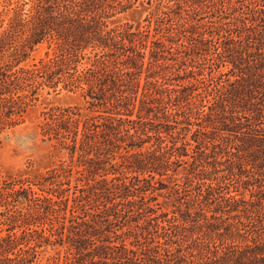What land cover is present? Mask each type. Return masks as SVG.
Returning <instances> with one entry per match:
<instances>
[{
    "label": "trees",
    "instance_id": "16d2710c",
    "mask_svg": "<svg viewBox=\"0 0 264 264\" xmlns=\"http://www.w3.org/2000/svg\"><path fill=\"white\" fill-rule=\"evenodd\" d=\"M127 2L0 0V122L20 123L45 88L80 92L90 105L89 113L78 106L55 107L44 113L40 127L44 137L69 149L72 158L78 155L84 168L76 180L91 188V194L84 195L89 199L129 198L136 196L133 189L145 193L156 188L147 179L142 186L129 185L127 175L157 172L162 176L171 164L182 165L191 144L184 136L190 132L195 135L210 126L231 135L236 132L223 121L216 124L212 106L207 112L202 101L196 103L195 84L190 81L196 79L191 75L194 66L198 75H204L206 68L219 72L226 67L225 74L263 94V115L257 109L252 112L264 120V0H166L145 29L129 24L109 28L107 18L126 8ZM44 43L45 56L28 62ZM250 105H254L251 100ZM194 125L198 128L193 130ZM206 138L193 139L198 157L190 174L204 163L218 170L227 161L228 176L242 175L250 163L264 176V148L247 149V156H238L236 162L230 160L235 155L233 140ZM209 145L211 153L205 152ZM48 173L44 181L66 183L68 188L45 193L39 180L20 181L18 188L11 181L0 186V264H99L102 256L96 247L89 249L95 242L79 233L74 234L80 238L70 234L67 238L76 243L80 258L67 254L61 259L59 254L52 263L40 260V247L64 239L70 200L64 193L71 189L73 167L61 162ZM193 182L188 178L184 184L175 183L174 192L181 196ZM81 197L76 195L74 200ZM224 201L230 206L228 212H239L234 197ZM243 211L248 221L242 228L234 224L225 228L224 247L214 235L203 241L202 264H264V230L255 229L253 211L248 207ZM68 220L76 227L74 216ZM217 230L214 225L213 234ZM238 238L246 242L242 250L235 248ZM250 238L254 247L248 243ZM97 255L99 260L94 259Z\"/></svg>",
    "mask_w": 264,
    "mask_h": 264
},
{
    "label": "rangeland",
    "instance_id": "374dc122",
    "mask_svg": "<svg viewBox=\"0 0 264 264\" xmlns=\"http://www.w3.org/2000/svg\"><path fill=\"white\" fill-rule=\"evenodd\" d=\"M127 1L126 8L118 9L107 18L109 28L129 24L134 28L145 29L149 17L155 15L161 8V2L166 0ZM47 50L46 43L37 46L28 62L38 61L45 56ZM193 70L195 73L191 75H195L196 79L191 78L190 81L195 84L196 103L202 101L207 112L210 110L209 106H212L216 124L220 126L223 121L236 132L231 135L232 132L219 131L210 126L202 128V131L195 135L188 133L184 137L191 143L188 146L189 156H182V165L171 164L162 176L157 172L128 173L126 180L132 182L129 185L138 183V186H142L145 184L144 179H147L156 186L145 193L140 188L133 189L136 196L129 198H86L84 195H90L92 190L85 188L84 182L76 180V177L80 176L78 171L84 168L78 161V155L72 158L69 149L42 134L40 125L45 121L44 113L52 108L78 106L82 107L85 113L90 112V105L80 92L45 88L39 91L37 99L28 108L20 123L8 126L0 122V186L11 181L17 183L18 188L20 181L39 180L45 193L53 190L58 192L67 189L68 184H52L42 178L48 176V172L58 167L61 162L73 167L71 189L64 194L70 198L66 217L70 219L74 216L76 227H71L68 219L65 221L67 226L62 243L44 244L38 249L42 262L52 263L54 257L59 254L61 259L67 254L80 258L76 243L73 244L67 238L70 234L76 239L79 235L74 233H79L87 241L92 239L95 242L89 249L96 247V253L102 256V262L99 264H202V257L206 254L203 241L214 235L215 241L224 247L227 237L225 228L229 224L242 228L248 221V214L243 211L246 207L253 211L250 214L255 218V229L259 232L264 230V176L263 172L258 170L259 167L250 163L242 175L231 177L227 175V161L219 164L218 170L204 163V166L199 167L201 170L190 174L198 157L197 142L193 140L195 137L201 141L207 136L216 137L218 141L233 140L232 151L237 156L232 155L230 160L236 162L239 161L238 156H247V149L264 148V142H261L264 120L260 117V114L263 115V94L250 91L245 81L231 73L225 74L228 70L226 67H221L219 72H209L206 68L204 75H198V68L195 66ZM188 81L183 83L187 84ZM250 92L253 94L251 99L248 98ZM250 100L253 106L250 105ZM245 107L252 110L247 111ZM255 109L259 113L261 111L259 116L252 112ZM203 119H206L205 116L197 121L201 123ZM196 128L198 126L194 125L193 130ZM181 144L180 140L178 146ZM149 145L147 144V147ZM205 152L211 153V145ZM171 159L175 160L176 157L172 156ZM224 160L225 157L221 158V161ZM235 171L238 173V168H235ZM225 175L227 176L224 178ZM110 177L113 175H109ZM202 177L207 178L201 179ZM188 178L194 180L190 190L178 196L174 192V184H184ZM34 189L41 192L36 186ZM76 195L82 197L74 200ZM229 197L237 200L235 207L239 212H228L230 206L224 199ZM61 214L64 215V212ZM258 215H261L259 220ZM214 225L219 230L213 234ZM52 239L54 240V237ZM260 242H263V238ZM248 243L254 247L252 238ZM245 247V240L238 238L235 248L242 250ZM98 255L95 260H99Z\"/></svg>",
    "mask_w": 264,
    "mask_h": 264
}]
</instances>
